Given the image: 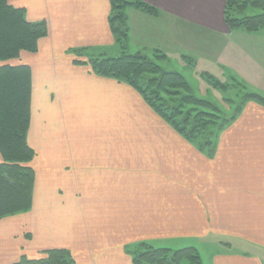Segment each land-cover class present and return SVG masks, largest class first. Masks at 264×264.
Instances as JSON below:
<instances>
[{
    "label": "crops",
    "instance_id": "1",
    "mask_svg": "<svg viewBox=\"0 0 264 264\" xmlns=\"http://www.w3.org/2000/svg\"><path fill=\"white\" fill-rule=\"evenodd\" d=\"M142 1L157 13L124 8L132 39L171 43L173 28L197 27L223 40L210 52L241 76L253 80L257 65L264 88V60L254 54L264 40L243 41L264 35L230 31L224 0ZM8 3L28 21L45 20L48 34L37 51L0 61L31 69L27 142L36 152L31 207L0 218V264L52 249L69 250L74 264H134L127 248L140 241L194 246L200 264H264V107L249 103L209 154L86 61L123 53L111 0Z\"/></svg>",
    "mask_w": 264,
    "mask_h": 264
},
{
    "label": "trees",
    "instance_id": "2",
    "mask_svg": "<svg viewBox=\"0 0 264 264\" xmlns=\"http://www.w3.org/2000/svg\"><path fill=\"white\" fill-rule=\"evenodd\" d=\"M224 1V20L230 31L243 28L250 32L264 27V12L245 18L233 16L235 11H242L249 5L262 8L264 11V0ZM111 5V27L120 42L122 33L118 30L117 23L123 18L122 8L135 6L151 14L157 13L155 7L142 0H111ZM47 34L48 28L45 20L28 21L25 8L14 7L8 3V0H0V61L17 58L22 50L35 52L39 40ZM90 64L95 73L116 78L137 90L146 103L176 132L187 141L197 144L200 149L212 154L213 143L202 144L196 141V131L189 132L185 122L181 125L175 120L177 112L169 114L167 109L163 110V106L155 102L161 101L159 93L170 94L171 89L185 90L187 88V81L181 73L164 72L160 78H150L143 83L144 74H160L161 68L160 65L147 60L138 53L123 52L117 57H97ZM251 96L263 100L264 104L263 96L258 94ZM183 101L189 105L204 103L190 94L185 96ZM30 104V67L27 65H1L0 150L4 160L0 163V218L26 211L32 205L35 171L29 163L34 158L35 151L27 142L31 117ZM206 115L209 114L201 111L196 118ZM127 250L133 256L134 264H200L201 259L194 246L171 249L155 247L147 241H140L128 247ZM74 262L69 250L52 249L46 251L44 258L22 257L18 262L12 264H74Z\"/></svg>",
    "mask_w": 264,
    "mask_h": 264
},
{
    "label": "rangeland",
    "instance_id": "3",
    "mask_svg": "<svg viewBox=\"0 0 264 264\" xmlns=\"http://www.w3.org/2000/svg\"><path fill=\"white\" fill-rule=\"evenodd\" d=\"M133 8L139 10L135 6ZM122 10L124 9L122 8ZM262 12H264L262 8L249 5L242 11H235L233 16L245 18ZM127 19H129V16L126 17L125 13H123V18L117 23L118 30L122 33V36H120L121 42H119L122 44L123 52L138 53L147 58V60L160 65L161 68L160 74H144L142 82H147L150 78L154 77L160 78L162 73L168 71L181 73L187 81L188 86L185 90L171 89L170 94L159 93L161 101L155 102L163 106V110L167 109L169 114L177 112L174 117L175 120L181 125L185 122L189 132L195 130L196 141L202 144L216 143L219 141L223 131L237 120L249 103H256L264 107L263 100L251 96L258 94L264 98V88L260 86V78L256 73L257 65H253V70L249 72V74L254 73L253 80H248L233 70L228 62L221 61L218 57H215V54L210 52L215 51L217 47V50H219L223 40L217 37L214 40L213 38L206 39L209 35L198 33L195 31L198 30L197 27L193 26L192 28L195 30L193 29L188 33L181 29L183 26L173 28V32H170L168 35V38L173 40L171 43L169 40L164 42L166 38H160L163 40L155 38L152 39L153 41L147 42V40H143L139 36L135 40L128 34L131 28L125 24ZM233 31L264 35V27L250 32L243 28L234 29ZM155 35L158 37V34ZM257 36L264 40V36L250 35L251 38L244 39L243 41L248 40V43L255 42ZM145 37L148 38V36ZM191 45L193 48H188ZM164 52L167 56H165ZM227 53H230V49H227ZM254 54L259 59L264 60V46L256 45L254 47ZM95 58H92L93 60L86 58V61H95ZM13 59L15 58L4 62L10 63L13 62L11 61ZM154 90H156L155 87ZM189 94L196 99L202 100L204 103L200 105L185 104L183 98ZM201 111H205L209 115L196 118L197 114L199 115ZM211 150L213 152V148ZM135 232L138 234L137 231ZM141 233L144 234L146 232L142 230Z\"/></svg>",
    "mask_w": 264,
    "mask_h": 264
}]
</instances>
